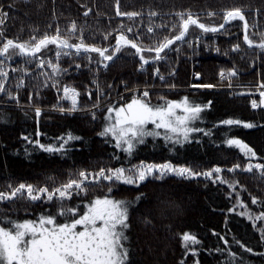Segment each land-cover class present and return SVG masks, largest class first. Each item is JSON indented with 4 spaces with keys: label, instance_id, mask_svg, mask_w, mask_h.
Listing matches in <instances>:
<instances>
[{
    "label": "trees",
    "instance_id": "trees-1",
    "mask_svg": "<svg viewBox=\"0 0 264 264\" xmlns=\"http://www.w3.org/2000/svg\"><path fill=\"white\" fill-rule=\"evenodd\" d=\"M12 2L13 0H0V5L9 10L8 5ZM85 5L91 10L87 16L84 15ZM234 5L260 9L259 27L250 31H264V0H120L122 11L143 13L142 18L136 17L133 20L115 16L116 0H15L14 8L9 12L11 18L5 21L3 27L8 37L26 40L31 35H43L45 32L54 34L57 27L61 34L70 35L67 30L71 27V22L75 21L78 30L76 36L80 35L79 29L83 28L86 42L103 44L106 43L102 40L103 34L116 28L122 19L126 26L131 25L134 30L140 31L143 34V43L149 46L155 39H162L164 35L174 31L171 25L178 21L179 18L175 15L178 11L190 10L193 14H200L202 21L218 24L223 22L220 15L207 17L204 13H220ZM149 11L156 12L157 16L150 20ZM249 18L252 19V13H249ZM153 22L156 25L166 24L168 28L156 29V35L149 39L151 34L147 33V27ZM190 31L199 32L193 26H190ZM231 31L235 34L240 29L233 26ZM188 38L193 43H198L195 35H189ZM72 39L75 42L76 37ZM239 41L242 51L231 59L203 47L194 52L188 44L178 45L181 49L179 55L173 51L168 60L159 65L165 81L154 77L150 68L142 73L138 57L133 55L134 50L130 48L108 62L110 67L107 69L101 66L97 71L93 64L90 65L91 71L82 69L70 73L69 76L61 77V81L62 84H72L78 88L81 93L78 110L82 111L69 114L59 111L60 107L68 106L65 100L59 99L61 96L56 89L41 86L45 79L44 74L50 70H38L36 63L25 64L24 58L16 57L13 65L28 67L29 73H13L9 81V86L14 90L17 79L22 75L24 77L25 86L18 91V103L0 93V191H9L8 185L15 186L21 182L48 187L51 190L66 182L70 173L73 174L72 178H75L74 174L79 170L91 173L101 167H116L121 164L128 167L129 160L131 164H137L141 160L148 163L171 161L193 166L197 170H205L217 164L227 168L235 162L243 161L238 148L222 143L226 137L233 135L244 139L258 150L264 149V128L213 127V122L228 117L264 124V111L253 110L248 103L250 97L240 94L245 89L237 88L240 85L255 84L259 80L257 73L261 70L259 62L257 72L249 70V62L257 57L258 52L249 49L243 43L242 36ZM218 42L223 52L237 41L220 37ZM111 43H115L114 39ZM54 50L55 46H50V49L42 51L47 58H53ZM91 55L96 56L95 53ZM241 56L244 58L241 59ZM60 62L63 67L70 68L74 63L83 65L86 58L81 56L77 60L75 56H64ZM233 62L241 69V74L233 79L234 87L229 89L227 78L221 80L219 72L222 68L232 67ZM195 72H200L202 77L196 80ZM122 81L128 83L127 90ZM195 83H212L216 87H191ZM168 84H174L175 87L169 89ZM146 89L150 90L148 100L153 105L162 103L161 97L181 100L187 96L196 103L212 100L213 108L204 114V122L197 123L198 127L212 128V137L205 136L200 142L193 140L183 146H177L174 151L162 138L148 137L130 157L115 149L109 138L98 135L104 126L106 110L111 106H124L134 97L142 96ZM93 104L98 105L95 120L89 114ZM35 107L42 109L39 118L35 116ZM150 126L148 125L149 128L152 127ZM37 130L41 133L38 138L45 144L56 145L58 138L69 132L82 139L73 141L71 151L62 155L59 152L40 150L22 138V134L31 138ZM114 152L119 155V160L112 158ZM222 175L229 180H238L245 185L248 192L264 197V177L259 173L237 170L235 173L225 171ZM108 183L93 181V186L87 187L75 199L68 200L67 205L83 206L87 201H95L105 195L116 199L135 200L139 194L135 189L145 193L143 203L132 205L131 223L126 232L129 244L134 249L135 264H181L183 260H186L187 264H193L191 254L185 255L183 252V231L197 235L202 241L204 250L198 257L201 264H217L224 258L219 254H209L207 249L213 248L217 243L212 230L224 231L225 216L229 218V238L235 233L238 238L242 237L257 246V250H264L258 247L259 234L253 229L251 222L238 215L243 209L237 207L236 212L227 213L226 209L234 203V200L226 196V192L230 191L227 185L212 184L203 177L189 180L169 175L163 180H157L150 176L142 182L143 187L118 183L110 194ZM237 190L239 191V188ZM248 192H242L241 198L255 210L256 206L251 205ZM161 193L174 201L175 206L166 209L163 206L158 207L156 197ZM12 199L14 202L0 201V223L6 227L10 225L4 218L12 221L36 220L42 208L44 211L51 210V205L46 201H30L26 191ZM234 250L240 251L235 247ZM243 259L246 264H262L264 260L247 253H244Z\"/></svg>",
    "mask_w": 264,
    "mask_h": 264
},
{
    "label": "snow or ice",
    "instance_id": "snow-or-ice-1",
    "mask_svg": "<svg viewBox=\"0 0 264 264\" xmlns=\"http://www.w3.org/2000/svg\"><path fill=\"white\" fill-rule=\"evenodd\" d=\"M14 4L15 0L8 5L9 10H5V7L0 5V93L7 95L17 103L18 91L25 86L24 77L22 75L17 79L14 90L9 86V81L13 73L28 74L29 68L14 66L13 61L16 57L24 58L25 64L36 63L38 70H50L44 74L45 79L41 86L55 88L58 93L62 91L63 96L59 99L70 101V107H60L59 111L69 114L77 111L78 97L81 93L72 84H62L61 77L69 76L70 73L79 72L82 69L91 71L90 65L93 64L97 71L101 69V66L107 69L110 67L108 62L113 61L117 54L130 48L134 50L133 55L138 57L139 69L142 73L150 68L154 77L165 81L166 78L161 74L159 65L168 60L171 52L175 51L179 55L181 49L178 45L188 44L194 52L203 47L231 59L242 51L239 41V37L242 36L243 43L249 49L258 52L257 57L249 62V70L257 72L258 62L261 70L257 73L259 80L247 86L240 94L250 97L248 103L253 110L264 111V31L258 33L250 31V29L254 30L259 27L260 9L234 5L223 9L220 13L215 11L204 13L207 17L220 15L223 22L218 24L206 23L200 19V14H193L190 10L178 11L175 15L179 19L171 25L174 31L169 35H164L162 39H155L149 46H145L143 34L134 30L131 25L126 26L122 19L116 28L103 34L102 40L106 42L103 44L86 42L83 28L79 29L80 35L76 36L78 30L75 21L71 22V27L67 30L70 35L61 34L57 27L54 34L45 32L43 35H31L26 40H21L19 37H8L3 26L5 21L11 18L9 12L14 8ZM85 9L84 15L87 16L91 10L86 5ZM249 13H252L251 20ZM148 15L151 20L157 16V13L149 11ZM115 16L133 20L136 17L142 18L143 13L122 11L120 0H116ZM190 26L195 27L199 32H191ZM233 26L239 28L240 31L234 34L231 31ZM167 28L168 25L163 23L159 25L154 22L150 23L147 27V33L151 34L149 39L156 35V29ZM209 34H211L210 38ZM189 35H195L198 43H193L188 38ZM73 37H76L75 42ZM220 37L237 42L221 52L218 42ZM113 39L114 44L111 43ZM50 46H55L53 58H47L45 52L42 51L50 49ZM92 53L96 56H92ZM64 56H75L77 60L83 56L86 58V63L83 65L74 63L70 68H65L60 62ZM243 58L241 56V59ZM174 74L175 70L172 76ZM240 74L241 69L234 62L232 67L222 68L219 72L221 80L227 78L229 89L234 87L233 79L239 77ZM195 77L199 79L202 74L195 72ZM122 84L127 90L128 83L122 81ZM174 87V84H168L169 89ZM191 87L211 89L216 85L195 83ZM149 92L150 90H144L142 96L134 97L125 106L109 107L104 116V126L98 135L109 138L115 149L129 157L134 155L136 148L145 143L148 137L162 138L173 151L177 146H183L193 140L200 142L205 136L212 137V128L197 126V123L204 122V114L213 108L212 100L196 103L187 96L181 100H168L167 97H161L162 103L153 105L148 100ZM97 107L98 105L93 104L89 111L93 120L97 116ZM34 112L39 118L42 109L35 107ZM149 124L152 125L151 128L148 127ZM219 126L244 129L264 128V124L259 122L232 117L213 122V127ZM40 135L41 133L37 130L31 138L24 134L22 138L40 150L59 152L62 155L71 151L73 141L82 139L69 132L59 137L58 143L53 145L42 143L38 138ZM222 143L238 148L243 161L235 162L227 168L217 164L205 170H197L193 166L175 164L171 161L148 163L141 160L137 164H131L129 160L130 166L128 167L123 164L116 167H101L91 173L87 170H79L74 174L75 178H72L73 174L70 173V178L66 182L51 190L48 187L25 182L15 186L8 185L9 191H0V201L14 202L12 198L26 191L30 201H46L51 205V210L44 211L42 208L36 220L12 221L4 218L10 227L0 223V264H135L134 249L129 244V236L126 232L131 223L132 205L143 203L145 193L135 189L139 193L135 200L116 199L111 195H105L95 201H87L83 206L73 204L69 207L67 201L80 196V193L87 187L93 186V181L109 182L108 191L111 194L118 183L143 187L142 182L150 176L157 180H163L169 175L189 180L203 177L212 184L227 185L230 191L226 192V196L234 200L232 206L226 209L227 213L236 212L237 207L242 208L243 211H240L238 215L251 222L253 229L259 234L258 247L264 249V197L248 192L245 185L238 180H229L222 175L225 171L235 173L240 170L259 173L261 177H264V149L258 150L252 144L234 135L226 137ZM112 158L119 160L120 157L114 152ZM242 192H248L251 205L256 206L255 210L249 207L245 199L241 198ZM156 199L158 207L163 206L166 209L169 206H175V202L163 196L162 193ZM228 224L229 218L225 216L224 231L212 230L217 243L207 251L209 254H219L224 258L217 264H246L243 259L244 253L264 258V250H257V246H253L242 237L238 238L235 233H232L229 238ZM181 242L184 254H191L193 257V264H201L198 257L204 249L197 235L183 231ZM234 247L240 251H235ZM181 264H187V261L183 260Z\"/></svg>",
    "mask_w": 264,
    "mask_h": 264
},
{
    "label": "built area",
    "instance_id": "built-area-1",
    "mask_svg": "<svg viewBox=\"0 0 264 264\" xmlns=\"http://www.w3.org/2000/svg\"><path fill=\"white\" fill-rule=\"evenodd\" d=\"M194 78H196V77H194ZM197 79V78H196ZM64 85H68V84H65V83H63ZM246 87L247 86H244V85H240V87H237L238 89H246ZM136 91L138 90V89H135ZM135 90H133V91H135ZM59 94H60V96H63V93H62V91L61 92H59ZM142 95H143V92H142ZM78 100H79V97H78ZM65 102H66V104H67V106L68 107H70V101H68V100H65ZM79 111H82V110H78L77 109V111H75V112H73V113H77V112H79Z\"/></svg>",
    "mask_w": 264,
    "mask_h": 264
},
{
    "label": "rangeland",
    "instance_id": "rangeland-1",
    "mask_svg": "<svg viewBox=\"0 0 264 264\" xmlns=\"http://www.w3.org/2000/svg\"><path fill=\"white\" fill-rule=\"evenodd\" d=\"M219 78H220V76H219ZM195 79H196V78H195ZM195 79H194V80H195ZM196 80H197V79H196ZM241 89H242V88H241ZM241 89H240V90H241ZM242 90H243V89H242ZM138 91H139V90H138ZM257 98H258V96H257ZM130 102H131V101H130ZM127 103H129V102H127ZM127 103H125L124 106H125ZM149 125H151V124H149ZM151 126H152V125H151ZM151 126H150V127H151Z\"/></svg>",
    "mask_w": 264,
    "mask_h": 264
}]
</instances>
